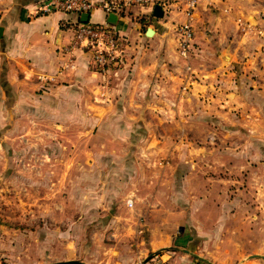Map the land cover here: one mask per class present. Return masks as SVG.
I'll list each match as a JSON object with an SVG mask.
<instances>
[{"label": "crops", "instance_id": "1", "mask_svg": "<svg viewBox=\"0 0 264 264\" xmlns=\"http://www.w3.org/2000/svg\"><path fill=\"white\" fill-rule=\"evenodd\" d=\"M40 1L0 0V92L13 95L12 107L31 110L33 122L53 126L54 134L63 135L58 140L92 141L83 171L99 157L135 155L129 142L134 146L139 138L166 142L164 154L186 156L181 150L190 133L196 144L193 167L205 163L216 170L215 160L224 157L216 141L228 140H239V148L224 149L227 156L245 158V166L241 161L225 164L230 173H258L257 167L264 166V0L202 2L193 18L194 50L188 61L178 50L177 29L185 16L173 11L157 18L154 11L137 8L114 25L127 41L126 56L106 73L97 70L91 53L72 49L81 17L37 15ZM90 1L97 9L89 21L108 22L101 8L105 0ZM154 153L142 150L141 155ZM128 206L137 203L131 200ZM157 214L164 216L150 209L143 219ZM178 229L160 241L156 236L162 230L150 233L147 252L154 256L147 264H207L183 252H193L195 240L184 227Z\"/></svg>", "mask_w": 264, "mask_h": 264}, {"label": "rangeland", "instance_id": "2", "mask_svg": "<svg viewBox=\"0 0 264 264\" xmlns=\"http://www.w3.org/2000/svg\"><path fill=\"white\" fill-rule=\"evenodd\" d=\"M11 95L0 92V264H147L150 233L162 230L160 241L179 227L207 264L264 256V166L258 173L225 167L245 166V158L223 151L239 148V140L216 141L224 157L214 171L205 163L193 167L192 133L181 150L186 156L164 154L166 142L139 138L129 142L135 155L99 157L83 171L94 143L58 140L63 135L33 122L31 110L12 107ZM131 200L137 207L128 206ZM150 209L164 216L143 219Z\"/></svg>", "mask_w": 264, "mask_h": 264}, {"label": "built area", "instance_id": "3", "mask_svg": "<svg viewBox=\"0 0 264 264\" xmlns=\"http://www.w3.org/2000/svg\"><path fill=\"white\" fill-rule=\"evenodd\" d=\"M205 0H105L101 6L108 18L115 15L118 19L130 16L137 8L154 11L157 6L163 9V15L173 11L181 12L186 20L180 24L178 33L179 55L190 60L193 55L195 36L193 18L199 5ZM97 6L90 0H43L38 3L36 14L48 15L56 12L76 14H91ZM126 39L116 27L106 22L95 24L90 21H79L76 26L72 49L82 50L92 54V60L102 73L124 63L126 56Z\"/></svg>", "mask_w": 264, "mask_h": 264}, {"label": "water", "instance_id": "4", "mask_svg": "<svg viewBox=\"0 0 264 264\" xmlns=\"http://www.w3.org/2000/svg\"><path fill=\"white\" fill-rule=\"evenodd\" d=\"M153 15L157 18H162L163 17V9L160 7V6H157L155 9H154V12H153ZM89 17L90 15L89 14H83L81 16V21L83 23H87L89 21ZM117 20L118 18L115 16V15H110L108 17V22L113 24V25H116L117 24ZM178 251V249H175ZM184 253L186 254H189L190 256L194 257V258H197V259H200L202 261H205L207 262V260H205L204 258L200 257L199 255L195 254L194 252L190 251V250H183ZM154 256V254H150L144 261L143 263H146L148 260H150L152 257ZM251 259L252 258H260V259H263L264 260V256H261V255H254V256H251L250 257ZM69 264H83L81 262H78V261H73V262H68ZM209 263V262H208ZM60 264H65V263H60Z\"/></svg>", "mask_w": 264, "mask_h": 264}]
</instances>
